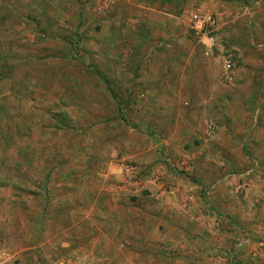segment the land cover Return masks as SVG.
I'll use <instances>...</instances> for the list:
<instances>
[{"label":"rangeland","instance_id":"1","mask_svg":"<svg viewBox=\"0 0 264 264\" xmlns=\"http://www.w3.org/2000/svg\"><path fill=\"white\" fill-rule=\"evenodd\" d=\"M203 1L108 0L99 10L105 0H0V264H124L132 251L134 264H183L188 253L189 264L260 261L255 252L264 251V0H209L216 7L211 13L198 8ZM151 6L177 10L188 24L185 37L205 60L200 66L207 74L190 77L186 65L190 74L182 87L218 90L208 109L197 105L200 123L211 118L205 128L219 140L199 162H174L153 148L165 169L144 180L142 157L148 155L136 165L134 154L143 145L135 144L147 143L145 136L155 143L160 135L147 134V123H133L143 97L128 94V75L142 84L147 71L136 62L139 48L127 47L133 35L126 29L129 19L115 14ZM195 11L216 18L219 35L210 57L197 45L204 39L191 29ZM190 97L183 96L188 106L197 99ZM50 153L53 162L43 160ZM118 156L114 162L122 168L110 176L106 165ZM61 162L67 170L64 196L63 188H44L52 179L48 167L60 172ZM172 179L180 190L196 185V198L190 193L184 205L173 206ZM113 184L121 189L107 190ZM196 218L213 236L210 224L213 238L179 239L181 226L189 233L196 229ZM252 246L248 259L243 257ZM139 249L147 254L137 255Z\"/></svg>","mask_w":264,"mask_h":264},{"label":"crops","instance_id":"2","mask_svg":"<svg viewBox=\"0 0 264 264\" xmlns=\"http://www.w3.org/2000/svg\"><path fill=\"white\" fill-rule=\"evenodd\" d=\"M206 1L204 0L202 4H199L198 8L203 9V11L205 12L207 10L209 11V13H211V11H215L214 9H216V7L213 8V5L210 4L209 0ZM179 15L180 14L177 12V10H173L166 7L156 8L154 6L130 8V9L126 8L123 9L122 11L119 10L117 14H115L116 17L119 16V17H124V19L125 18L129 19L126 23L127 26L126 29L128 30V32H131L133 35H130V40L128 41H131V43H129L127 47L139 48L136 55L137 56L136 62L138 60L142 61L141 63L144 64V67L147 71V76L144 78L142 84L136 83L135 76L131 72L128 75V79L130 80V84H128V88H127L129 92L128 94H131L133 96L137 95L143 97V102H142L143 107L142 108L140 107L139 110L137 109V112H133L134 115L132 114L133 118L138 115V118H135L133 120V123H137L141 121L142 123H147L146 127L144 126L146 130L145 132L147 134H153V133L155 134L157 132L160 135L159 136L160 139L155 141V143H152V141L149 140L150 138L148 137L146 138L145 136L147 143L143 140L141 143L135 144L136 147L143 145V147H139V151L137 153L138 155L134 154L136 159L133 157V160L136 165L142 164L141 157L139 156H143L146 152H147L146 155H148L142 157L144 166L142 167L143 170L141 174H144L143 177L144 180H146L147 177H151L153 173L160 171V169L162 170L165 169L162 167L161 164L157 162L162 160L161 158L162 154L152 151L153 148L155 150L158 148L164 150L165 153L164 156L168 155L174 162L176 160H181V159L184 160L190 158H195V160L199 162L202 158H205L203 157L204 153L206 154L210 152L211 149L216 147V144L218 143L219 140L217 138V135H215L216 134L215 130H211L210 133L212 135H209L207 133V129L205 128L206 126L207 128L209 127L208 125L209 122L207 119H211V118H206L205 117L206 115L203 113L205 119L203 118V123H200L202 119L200 116L201 111L199 106L197 105L198 104L197 102L200 101L201 106H203V110L208 109L212 104V100H214L218 90L216 91L214 89H209V88L200 89L197 87L196 88L192 87L190 89H187L182 87L183 82L181 81L187 79L188 75L190 74V70L188 68L186 69V65H190L191 67L190 77H193V74H196V76L193 78L202 80L204 78L203 74H207V73H203L201 71L202 66H200V64L205 62V60L201 61L200 58H198L200 55L197 53V51H195L196 46H193V42H191L192 40L186 39L187 37L186 35L188 34L187 32L188 24L182 23L181 22L182 19L180 18ZM116 22L117 24H121L123 22V19L122 20L117 19ZM211 31L214 33V29H212ZM218 35L219 34L215 33L216 38ZM199 39L202 38L199 37ZM197 41H198L197 45L200 43L202 49L204 47L206 56L210 57V55L213 52V49L205 45L204 41L202 40L201 41L197 40ZM113 48L115 47L113 46ZM197 50L199 49L197 48ZM119 55L123 56L122 53H119ZM181 64H183L182 67ZM199 76H201L202 78ZM170 79L174 80L176 84H177L176 81H179L180 82L179 86L176 85L175 83H171ZM140 85L141 87H139ZM194 91H195L194 95L197 98L195 103L193 100L194 95L192 93ZM224 92L226 91L224 90ZM187 95L193 96L190 97V101L191 100L193 101L190 103L189 106L187 104L189 100L184 101L183 99V96H187ZM206 96H210L211 98L209 97L206 99L205 98ZM210 124L213 125V123ZM227 141L230 142L229 137ZM196 145H200L201 150H198L197 148L196 150L194 147ZM145 146L146 148L144 149L143 152L142 149ZM186 148L187 150H185ZM112 151H111V153H113L112 156H115V154L117 153H114L115 151L114 152ZM53 155L54 153L47 154V156H45L43 160H45V158L47 157L49 158V160H51L50 162H53L54 159ZM120 157L121 156L113 158L111 164L107 163L106 170L107 173L110 174V176L116 175L115 172L121 170L122 167H120V165L117 164V162H114V161H118ZM124 158L125 157L123 156V159ZM127 158H129L130 160V158L132 157L127 156ZM153 161L158 163L155 168L152 167V165H154L152 164ZM60 165L62 170L60 172H58V170L57 171L52 170L53 168L50 166L48 167L47 173L51 171L50 178L52 179L51 182L48 183L49 185H46L44 188H46L48 191L51 188L52 191H55V189L61 190L63 188L61 192L63 193L62 196H64V193L65 194L67 193V170L65 166L66 162L63 163L61 162ZM200 168L198 167L195 170H197L199 173H201V171L203 173L206 172V169L204 167H200ZM207 168L209 174L210 173L212 175L216 174L215 173L216 171H214L212 167H207ZM175 180L176 179L170 180L171 182L174 181L175 185L172 183L173 185L169 188V190L173 192L175 196L173 206L177 205L180 207V205H182L183 202L186 200L187 198L186 195L189 196L190 193H191L190 195L193 198H196L197 189H198L196 185L193 184L188 185V187H184V189L180 190V185L177 187L176 186L177 183ZM34 188H36L39 191L44 189L41 188L40 185L34 186ZM101 188L103 189V187ZM120 189H121L120 186H118L117 184H113L107 190L117 191ZM122 189H125V187H123ZM187 192L189 193L187 194ZM116 196L118 199H120L118 195ZM64 200L66 199H63V201ZM195 201L196 200H193V202ZM46 202L47 200L44 199L42 202L36 205L40 207ZM117 216H119V213ZM127 219L129 220V218ZM191 219L193 220V217H191ZM196 220L199 221L197 222V224L196 222H193L194 224H196V229H193L190 233L188 232L186 226L180 227V229L178 230L179 239L180 237H182V240L187 242V241H192L193 239L195 240L200 239L201 241H203L206 239L210 240V238L211 239L213 238L214 232H211L212 229H210V224L209 223L207 224L208 225L207 232L213 233V236L204 233L205 231H203V227L205 226L204 223L206 222L198 218H196ZM132 224L133 222H131L130 225ZM252 249L253 246L250 249L247 248L246 250H243L245 254V256L243 257H247L248 259V257L250 256V252H252ZM248 250L249 252L247 253ZM135 252L137 251H132L131 253L127 254L128 256L127 263L125 262L124 264H134L132 258L135 257ZM207 252L209 253L210 250H208ZM201 253H203V251H201L200 249L199 251H197L195 256H199ZM146 254L147 253L144 250L139 249L137 255L145 256ZM255 254H257L258 258L260 259V261H258L257 264H264V251L262 252L261 250V252L258 253L257 250ZM190 255L191 254L188 253L185 256H183L186 257L185 259L183 257L181 258L183 264H189L192 262L193 257L190 258L188 257ZM118 261H120V259H117L116 264L119 263Z\"/></svg>","mask_w":264,"mask_h":264},{"label":"built area","instance_id":"3","mask_svg":"<svg viewBox=\"0 0 264 264\" xmlns=\"http://www.w3.org/2000/svg\"><path fill=\"white\" fill-rule=\"evenodd\" d=\"M99 10L104 9L108 5V0L105 3L100 4ZM191 29L194 31L195 35L204 39L206 45L210 48L215 47L217 43L216 36L211 31L216 25V18L213 14H205L201 11H195L190 16ZM231 67L232 64L230 60L225 61V69L227 74V79L231 80ZM123 246V245H121Z\"/></svg>","mask_w":264,"mask_h":264}]
</instances>
